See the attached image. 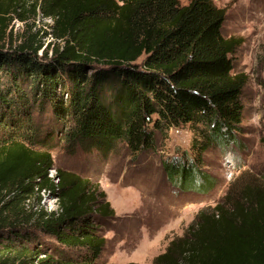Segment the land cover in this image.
<instances>
[{
    "label": "trees",
    "instance_id": "trees-1",
    "mask_svg": "<svg viewBox=\"0 0 264 264\" xmlns=\"http://www.w3.org/2000/svg\"><path fill=\"white\" fill-rule=\"evenodd\" d=\"M38 5L0 0V264H111L101 262L102 227L115 210L99 184L56 169L52 150L108 155L124 142L135 156L187 127L191 150L162 166L179 192L194 193L187 188L198 182L203 192L195 194H207L216 179L202 172L204 155L245 149L247 76L232 59L243 40L223 35L226 12L213 0H43L63 44L41 52L47 33L31 25L13 47L11 22H27ZM43 190L57 210L25 209ZM153 264H264V185L229 190L200 210Z\"/></svg>",
    "mask_w": 264,
    "mask_h": 264
},
{
    "label": "rangeland",
    "instance_id": "rangeland-1",
    "mask_svg": "<svg viewBox=\"0 0 264 264\" xmlns=\"http://www.w3.org/2000/svg\"><path fill=\"white\" fill-rule=\"evenodd\" d=\"M213 1L226 12L223 35L243 40L232 59L234 72L247 76L241 96L245 131L241 138L245 149H235L234 160L230 162L226 160V154L216 148L204 155L205 164L201 169L216 179L213 190L199 196L195 193L203 191L195 182L187 188L188 192L194 193H181L176 190V183L169 182L166 177L163 161L191 150L194 132L187 127L181 133L172 129L166 135H158L154 151L135 156L124 142H118L108 155H70L62 146L51 152L56 169L76 173L99 184L100 190L106 193V201L115 210L116 217L102 227L108 242L101 262L153 264L154 259L166 251L171 240L183 236L200 210L220 203L229 190L235 194L249 183L264 185V90L261 84L264 83V0ZM181 3L187 4L188 0H181ZM31 25L34 26L33 33L39 32L42 37L46 30L38 12L27 22L17 17L13 19L9 29L14 36L13 47L19 44L20 36ZM43 41L55 44L50 37ZM7 42L6 47H9ZM34 118L40 127L49 124L48 118L40 116L37 110ZM4 128L12 132L7 126ZM55 175L51 170L49 176ZM24 206L27 210L51 212L56 209V202L43 190L28 198ZM38 238L45 237L38 235ZM44 241L57 247L53 238L46 237ZM70 253L74 256L78 252Z\"/></svg>",
    "mask_w": 264,
    "mask_h": 264
},
{
    "label": "built area",
    "instance_id": "built-area-1",
    "mask_svg": "<svg viewBox=\"0 0 264 264\" xmlns=\"http://www.w3.org/2000/svg\"><path fill=\"white\" fill-rule=\"evenodd\" d=\"M27 1H28L29 4H33V3H35L36 1L39 2L38 8H37V12L39 13V18L42 20V22H44L43 27H44V29L46 30L45 32H47V36H46L45 38H43V40H45V39L47 40L48 37H50V38L53 39V41H55V44L51 45V48H50V55H51V54H52V49L55 47V45H58L57 42H60L61 45L63 44V41H62V40L56 38V37L53 35V30H54V26H55L56 17L45 16V15L41 12L40 7H41V3H42L43 0H27ZM44 43H45V41H44ZM49 44H50V42H49L48 44H45V45H44V47H43V49H42V52H43V50H45V49L48 47ZM183 129H184V128H174V130L178 131L177 133H181V132L183 131ZM171 130H172V129H171ZM227 159H228V160H227ZM226 160H227L228 162H230L229 160H234V155H233L231 152H229V153H228V156L226 157ZM228 167H229V169H231V165H230L229 163H228ZM52 171H54L55 174L57 175L56 170L53 169ZM56 175H55V177H52V178H56ZM53 176H54V175H53ZM54 199H55V202H56V209H55L54 211H56L57 208H58V207H57V200H58V199H57V198H54Z\"/></svg>",
    "mask_w": 264,
    "mask_h": 264
}]
</instances>
